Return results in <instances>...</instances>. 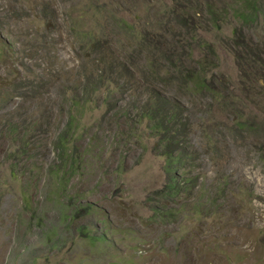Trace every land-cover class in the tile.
Segmentation results:
<instances>
[{
    "label": "rangeland",
    "instance_id": "1",
    "mask_svg": "<svg viewBox=\"0 0 264 264\" xmlns=\"http://www.w3.org/2000/svg\"><path fill=\"white\" fill-rule=\"evenodd\" d=\"M87 1L0 0V47H11L0 57V80H10L0 83V264H264V133L220 126L210 152L198 145L214 108L209 93L191 95L176 80L141 71L145 57L163 62L162 43L182 52L184 5L200 11L193 25H210L204 0H172L169 8L160 0H96L105 9L98 8L92 46L72 26L75 16L86 20ZM208 1L217 22L241 26L248 41L240 70L220 53L227 98L237 91L246 109L263 110L264 68L249 56L264 58V0L244 23L232 11H247L250 0ZM134 7H142L134 23L145 37L139 50L132 30L111 24L114 10L127 17ZM153 87L183 104L172 107L174 131L190 157L174 168L183 183L169 195L162 147L142 119ZM70 97L78 100L71 109ZM61 133H68L65 152ZM80 202H90L88 211L73 212Z\"/></svg>",
    "mask_w": 264,
    "mask_h": 264
},
{
    "label": "trees",
    "instance_id": "2",
    "mask_svg": "<svg viewBox=\"0 0 264 264\" xmlns=\"http://www.w3.org/2000/svg\"><path fill=\"white\" fill-rule=\"evenodd\" d=\"M94 1L96 0L87 1L85 9L82 10L86 20L81 22V15L75 16L72 20V26L77 29L78 34L82 38H85L84 43H86V45L91 43V46L95 44L94 42L98 41V38L94 35L96 32L95 17L101 16V14L98 13V8L105 9L104 2L99 4ZM160 1L165 8L173 6L171 4L172 0ZM248 3L249 8L247 11L238 10L236 8L232 11V15L234 17L236 16L242 23L253 21L258 10L257 0H250ZM204 4L206 5V15L211 22L210 25L205 28L193 25L192 23L196 16L200 15V11H189V8L184 5V10L177 14V19L182 26L180 31L182 34V52L174 54L172 53V46H165V44L162 43L161 48L164 54L162 56L163 62L158 66L156 61L152 58L145 57V59L141 61V71L145 72L148 70L151 73H157L163 81L172 82L176 80L178 81L179 87L191 95H197L202 92L209 93L210 101L213 103L214 108L212 112H210L209 122L206 126L207 138L205 141L203 139L202 141L198 140V145L200 146L202 143L206 142L208 150L210 152H215L217 148L213 143L211 133L220 129V126L230 128V130L233 131L239 130L249 133H264V109H259L257 112H251L248 108L246 109L244 107L245 103L241 101L242 97L237 94V91L236 95L233 94V100L230 101V99L227 98V93L223 90L225 88L223 84L226 79V73L217 68L219 65L220 53L223 52V54H226L231 58L240 70L241 62L246 63V61H244L245 54H249L247 51L244 52L242 45L247 44L248 41H244L241 26L228 27V25L218 23L215 10H213V7L211 6L212 3L208 0H204ZM136 7L133 8V15L127 17L123 14L116 13L114 10L111 24L121 25L132 30L133 34L130 37L132 42L130 43L139 50L141 49L142 41L145 37H143L144 33L142 30L138 29L137 25L134 24L135 19L137 17L139 18V12L142 11V7H140V9ZM79 22L85 24L86 28L82 29L79 26ZM188 24L192 25L188 27ZM9 51H11L9 44L2 45V47H0V57L4 54L7 56ZM260 53L261 51H256V53L249 56V59L262 69L264 68V58ZM261 72L262 71L260 70L258 75H255L254 77L257 82H261L262 80ZM3 77L4 78H1L0 83H4V81L8 79V76L6 75ZM100 78L103 79V77ZM214 78L217 79L218 83L214 81ZM8 81L10 80H7V82ZM86 81L89 83V80L86 79ZM109 82L110 81H108V83ZM7 85L10 86V82H8ZM98 88L99 85L96 84L93 85L92 90L97 91ZM110 90L109 86L106 85L100 91L103 92V97L105 98V94ZM153 93L154 97H150L145 101L142 111V119L145 122V126L150 130L151 135L156 137V143L162 147L160 154L164 156L165 161L167 162L165 167L166 179L164 183V193L169 195L176 193L180 184L183 183L181 182L182 180L177 178L174 168L178 164H183L187 158L190 157V153L183 150L180 146H176V143L179 142L177 139L179 136L178 132L174 131L178 128V123L176 124V122H178V115L172 107H182L183 104L177 98L167 96V94L162 92L159 88L153 87ZM260 100H263L261 92L258 94V101ZM2 101V95L0 94V102ZM69 101L70 109L78 103V100L74 99V97H70ZM261 111L263 115L260 113ZM74 118L73 114L69 115L66 122V129L69 135H72L75 130V126L73 127L72 124ZM68 133H61L57 137V142L63 152L66 151L65 145L67 144ZM192 148V150H196L195 146ZM66 155L67 166L66 169L62 171L63 175L68 173L71 168V160H74L72 150L67 152ZM7 177L12 179L14 177L13 172L9 170ZM62 186L63 185L59 186L60 191L64 188ZM19 195L22 201L27 200L24 191L19 192ZM89 207L90 202H80L77 208L76 206L73 207L72 211L75 213H81L82 211H88Z\"/></svg>",
    "mask_w": 264,
    "mask_h": 264
}]
</instances>
